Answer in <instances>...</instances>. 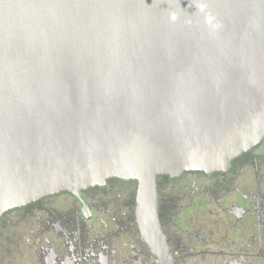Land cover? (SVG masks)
Instances as JSON below:
<instances>
[{
	"label": "water",
	"instance_id": "water-1",
	"mask_svg": "<svg viewBox=\"0 0 264 264\" xmlns=\"http://www.w3.org/2000/svg\"><path fill=\"white\" fill-rule=\"evenodd\" d=\"M263 136L264 0H0V215Z\"/></svg>",
	"mask_w": 264,
	"mask_h": 264
},
{
	"label": "flooded vegetation",
	"instance_id": "flooded-vegetation-1",
	"mask_svg": "<svg viewBox=\"0 0 264 264\" xmlns=\"http://www.w3.org/2000/svg\"><path fill=\"white\" fill-rule=\"evenodd\" d=\"M0 264H264V136L226 170L111 177L0 215Z\"/></svg>",
	"mask_w": 264,
	"mask_h": 264
}]
</instances>
